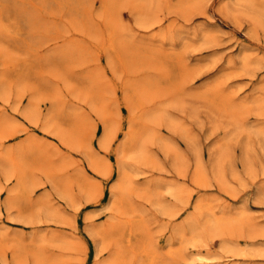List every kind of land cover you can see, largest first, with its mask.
Wrapping results in <instances>:
<instances>
[{
	"label": "rangeland",
	"instance_id": "1",
	"mask_svg": "<svg viewBox=\"0 0 264 264\" xmlns=\"http://www.w3.org/2000/svg\"><path fill=\"white\" fill-rule=\"evenodd\" d=\"M229 1L0 0V264H264V0Z\"/></svg>",
	"mask_w": 264,
	"mask_h": 264
},
{
	"label": "bare ground",
	"instance_id": "2",
	"mask_svg": "<svg viewBox=\"0 0 264 264\" xmlns=\"http://www.w3.org/2000/svg\"><path fill=\"white\" fill-rule=\"evenodd\" d=\"M251 0H230L229 2H228V8L230 9V10H241L240 8H242L243 7V5L244 4H248L249 2H250ZM263 1V0H262ZM250 5V4H249ZM248 6V5H247ZM249 7V6H248ZM252 8H253V6H252ZM243 9V8H242ZM260 9H264V6H262V8H260ZM261 11V10H260ZM258 14V13H257ZM252 15H253V13H252ZM260 16H262V17H260V19L261 20H259L260 22H261V24H262V26L264 27V15L263 14H260ZM245 57V56H244ZM244 57L241 55V59L243 60L244 59ZM247 63V62H246ZM248 65V64H247ZM158 122V121H157ZM259 128V127H258ZM155 129V128H154ZM152 132H153V130H152ZM156 133H158V131L156 132ZM155 133V134H156ZM106 134V133H105ZM109 134V133H108ZM153 134V133H152ZM256 135L258 136V138H259V146H260V148L264 151V128H260V129H256ZM111 136V135H110ZM110 136H105V140L104 141H102V144H101V146H103V147H105V145H107V140L108 139H110ZM155 137H157V135L155 136ZM160 139V138H159ZM112 141V140H111ZM147 141H149V139L147 140ZM146 141V142H147ZM242 141V140H241ZM145 142V141H144ZM146 144V143H145ZM109 145H110V143H109ZM139 145V144H138ZM141 146H138V148H140ZM246 147H248V145L246 146ZM102 148V147H101ZM106 148V147H105ZM244 148H245V146H244ZM142 150H146V149H142ZM211 151H210V161H211V164L212 163H214V164H216L217 162L216 161H218L219 159H218V157H220L221 155H220V149H219V147L217 148V147H213L212 149H210ZM139 151V150H138ZM147 151V150H146ZM223 152V151H222ZM138 154H140L139 156H140V158L137 160V162H141L142 161V159H143V156H144V154L145 155H147L146 154V152L144 153L143 151H141V153H138ZM138 156V155H137ZM136 156V157H137ZM138 156V157H139ZM243 156H244V162L248 165L249 163H248V151L246 150V149H243ZM200 157H201V161H202V159H203V154L201 153V155H200ZM123 158V157H122ZM145 158V157H144ZM132 159V158H131ZM218 159V160H217ZM147 161V160H146ZM94 162V161H93ZM143 162V161H142ZM127 163V162H126ZM134 163L135 162H132V163H130V164H125L124 163V161L121 159L120 160V162H119V180H118V184L117 185H115L114 187H113V190H112V197H113V206L111 207L112 209L111 210H116L117 208H116V200H117V195H116V190H117V188L119 189V188H121V189H123L124 187H126V186H128V185H130L132 182V177H131V172L133 171V169H134ZM137 164V166H138V163H136ZM135 164V165H136ZM251 166V165H250ZM97 167V166H96ZM136 167V166H135ZM140 168V167H139ZM139 168H138V170H139ZM135 170H137V168L135 169ZM199 171V170H198ZM137 172V171H136ZM133 173V172H132ZM138 173V172H137ZM222 173V172H221ZM110 174V173H109ZM141 174V173H140ZM198 174H199V172H198ZM201 174V173H200ZM135 176V175H134ZM196 176V175H195ZM200 180H202V179H200ZM219 181V180H218ZM203 183V182H202ZM201 183V184H202ZM207 185V184H206ZM133 187V186H132ZM157 187V186H156ZM131 188V187H130ZM181 187H178V185H175V184H169V185H167V189L169 190V192L171 193V195H173V196H175L176 198H180V199H182V196H181V194L183 193V192H181L182 190L180 189ZM121 189H119V190H121ZM129 189V188H128ZM184 191V190H183ZM186 191V190H185ZM184 191V192H185ZM134 193V192H133ZM185 194H187L188 195V193H185ZM257 195L258 196H263L264 197V187L262 188V189H260V188H258V191H257ZM96 198V197H95ZM94 198H89L88 200L89 201H92ZM87 200V201H88ZM203 200V199H202ZM95 201H96V199H95ZM178 201V200H177ZM180 201V200H179ZM184 201V200H183ZM118 203V202H117ZM186 203H189V200H187V202ZM120 204V203H119ZM200 204V203H199ZM10 205V204H9ZM201 205H199V207H200ZM49 207V206H48ZM196 207V206H195ZM214 209V208H213ZM57 210V209H56ZM114 210V211H115ZM164 210L166 211L167 210V212H171V214H174L175 212L176 213H178L177 211H175L174 212V210L172 209V207L171 206H165V208H164ZM48 208L46 209V212L48 213ZM51 211V210H50ZM60 211V210H59ZM198 211H199V209H198ZM53 212V211H52ZM116 212H117V210H116ZM224 212V211H223ZM229 212V211H228ZM179 214V213H178ZM50 215V214H49ZM49 215H47V216H49ZM52 215H53V213H52ZM52 215H50V216H52ZM54 215H58V214H55V212H54ZM53 215V216H54ZM175 215H177V214H175ZM121 216V215H120ZM209 217L208 218H204V219H206V220H204L205 222V225H207L208 226V229L210 230V232H212V233H210V234H212V235H214V234H217V235H222V233H223V231H224V228H226V227H228V226H226V224H232V222H236L237 220H238V216H236V214L235 213H227V212H224V213H222L221 215H219V216H216V214H210V215H208ZM60 217V216H59ZM90 216H88V218L86 217V219H89L90 220V218H89ZM92 219V218H91ZM190 219H192V218H190ZM194 220V219H193ZM24 221V220H23ZM200 221V220H199ZM61 222L62 223H64V221H62L61 220ZM194 222V221H193ZM55 223H58V222H55ZM188 223H189V221H188ZM201 223V222H200ZM203 223V224H204ZM191 224V223H190ZM194 224V223H193ZM196 224V223H195ZM197 224H199V223H197ZM203 224H201L200 225V227L198 226L197 227V225H196V227L195 226H193L192 224L190 225V230H191V233L193 234L192 235V237L193 236H197V238L196 239H202V236L204 237L205 236V233L201 236V234L203 233V232H205V231H207L206 230V226L205 225H203ZM230 226V225H229ZM109 227V226H108ZM187 227V226H186ZM185 227V228H186ZM201 227H206L205 229H204V231L202 230L203 228H201ZM188 228V227H187ZM113 229V228H112ZM90 232H92L93 233V236H95L94 238V240H95V243H96V256L97 257H99L100 255H101V253L103 252V250L105 249V243H104V241H103V238H101V240L98 238V236L97 235H101L102 234V232L100 231L101 229L100 228H95V227H91L90 226V228L88 229ZM182 230H184V228L182 229ZM182 230H180V229H178L177 230V234H179V235H183V233H181V231ZM201 231H203V232H201ZM200 232H201V234H200ZM109 235V234H108ZM97 237V238H96ZM112 237V236H111ZM206 237V236H205ZM211 237V236H210ZM214 237H217L216 235H214ZM222 237V236H221ZM224 237V236H223ZM59 238V237H58ZM194 238V239H195ZM60 240L62 239L61 237L59 238ZM65 239V238H64ZM110 239V238H109ZM223 240V243H222V247H223V250L225 251V253H228V252H232V254L235 256V255H239L240 253V250L241 249H239V247L236 245H233V246H229L228 247V243H227V241L225 240V238H222ZM106 240H107V238H106ZM62 241V240H61ZM195 241V240H194ZM5 242V241H4ZM69 242V241H68ZM183 242V241H182ZM201 242V241H200ZM204 242H205V240H204ZM203 242V243H204ZM197 243V242H196ZM131 244V243H130ZM207 244H208V242H207ZM69 245V244H68ZM109 245V244H108ZM126 245V244H125ZM181 245V244H180ZM197 245V244H196ZM199 245V244H198ZM111 246V245H110ZM131 247V246H130ZM264 247V246H263ZM262 247V249H260V250H264V248ZM115 248H116V246H115ZM107 249V248H106ZM128 249V248H127ZM116 250V249H115ZM114 250V251H115ZM120 251V250H119ZM110 253H112V252H110ZM19 254V253H18ZM122 256V255H121ZM196 257H197V255H196ZM232 257V256H231ZM231 257H226V259H229V258H231ZM18 258V262H17V264H22L21 263V261H20V258L19 257H17ZM16 258V259H17ZM198 259V261L199 262H205V261H212V259L214 258L213 256H207V257H202V256H200V257H197ZM222 258V257H221ZM196 259V258H195ZM227 261V260H226ZM44 262V261H43ZM223 262H225V261H223ZM117 263V253L116 252H114V254L109 258V260H107L104 264H116ZM221 264H228L227 262H225V263H221Z\"/></svg>",
	"mask_w": 264,
	"mask_h": 264
}]
</instances>
